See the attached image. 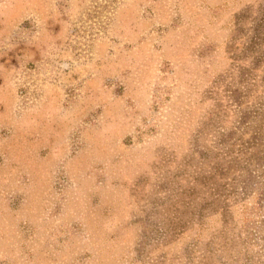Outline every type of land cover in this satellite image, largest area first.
I'll list each match as a JSON object with an SVG mask.
<instances>
[{
    "label": "rangeland",
    "instance_id": "obj_1",
    "mask_svg": "<svg viewBox=\"0 0 264 264\" xmlns=\"http://www.w3.org/2000/svg\"><path fill=\"white\" fill-rule=\"evenodd\" d=\"M0 264H264V0H0Z\"/></svg>",
    "mask_w": 264,
    "mask_h": 264
}]
</instances>
